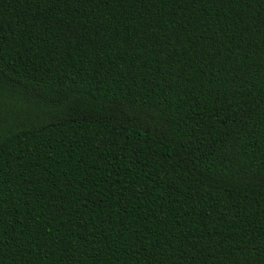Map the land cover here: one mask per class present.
<instances>
[{
  "label": "trees",
  "instance_id": "16d2710c",
  "mask_svg": "<svg viewBox=\"0 0 264 264\" xmlns=\"http://www.w3.org/2000/svg\"><path fill=\"white\" fill-rule=\"evenodd\" d=\"M0 264H264V0H0Z\"/></svg>",
  "mask_w": 264,
  "mask_h": 264
},
{
  "label": "rangeland",
  "instance_id": "374dc122",
  "mask_svg": "<svg viewBox=\"0 0 264 264\" xmlns=\"http://www.w3.org/2000/svg\"><path fill=\"white\" fill-rule=\"evenodd\" d=\"M1 122H3V120H2V119L0 120V123H1Z\"/></svg>",
  "mask_w": 264,
  "mask_h": 264
}]
</instances>
